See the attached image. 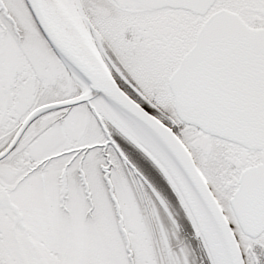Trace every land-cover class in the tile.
<instances>
[{
    "label": "snow or ice",
    "instance_id": "1",
    "mask_svg": "<svg viewBox=\"0 0 264 264\" xmlns=\"http://www.w3.org/2000/svg\"><path fill=\"white\" fill-rule=\"evenodd\" d=\"M0 264H264V0H0Z\"/></svg>",
    "mask_w": 264,
    "mask_h": 264
},
{
    "label": "rangeland",
    "instance_id": "2",
    "mask_svg": "<svg viewBox=\"0 0 264 264\" xmlns=\"http://www.w3.org/2000/svg\"><path fill=\"white\" fill-rule=\"evenodd\" d=\"M181 223H182L183 227H182L181 232L179 233V236L182 237V238L183 237H187V235H188V227L183 221H181ZM172 243L175 246V241H173Z\"/></svg>",
    "mask_w": 264,
    "mask_h": 264
},
{
    "label": "trees",
    "instance_id": "3",
    "mask_svg": "<svg viewBox=\"0 0 264 264\" xmlns=\"http://www.w3.org/2000/svg\"><path fill=\"white\" fill-rule=\"evenodd\" d=\"M188 227V226H187Z\"/></svg>",
    "mask_w": 264,
    "mask_h": 264
}]
</instances>
